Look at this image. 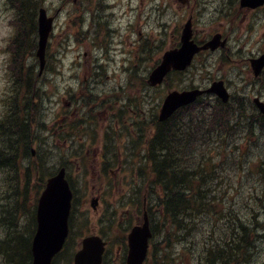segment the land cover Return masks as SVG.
Segmentation results:
<instances>
[{"label":"trees","instance_id":"16d2710c","mask_svg":"<svg viewBox=\"0 0 264 264\" xmlns=\"http://www.w3.org/2000/svg\"><path fill=\"white\" fill-rule=\"evenodd\" d=\"M41 1L8 0L15 13L11 20L15 31L11 40L15 80L13 94L8 100L10 112L5 114L4 123L0 126V166L14 170L17 169L19 155L28 157L33 142L38 140L36 137L43 128L47 88L42 84L40 90L36 89L42 79L39 78L35 58L37 14ZM176 77L179 78L180 74ZM143 85H146L145 81ZM237 100L234 98L229 105L208 100L203 105L180 111L168 121L160 122L153 115L146 125H139L143 133L148 127H154L153 134L147 136L148 151L144 158L149 161V169H145L143 178L152 187V197L155 196L157 210H150L152 222L156 223V226L153 225L155 231L163 232L169 241L178 238L181 243L190 244L188 250L192 251L193 240L202 232L200 225H209L214 233L210 235L211 243L203 241L202 253L206 256L202 262L206 264H253L259 257L248 254L250 245L256 243L258 246L264 242V235L257 233L259 228L264 227L261 220L264 217V191L260 195L263 200L258 205L250 204L246 197L242 205L245 208L240 212L234 204H225L223 198L217 200L221 182L211 157L207 156L210 149L218 155L228 153L232 149L219 142L246 135L248 140L256 138L264 159V121L252 109L245 117V111L238 114L237 106L248 109L243 103L237 105ZM29 125L32 137L28 127H25ZM34 131L37 132L35 135ZM232 132L233 136L228 138ZM241 166L247 175L254 177L257 167L253 162L245 160ZM27 172L30 170L27 169ZM260 178L264 184V162L260 166ZM255 223H260L261 227ZM1 226L6 225L2 223ZM23 229L26 237L0 241V252L8 264L30 263L29 237L33 223L24 225ZM228 238L231 241H226ZM210 244L212 250H205ZM10 251L17 252L21 257L11 259Z\"/></svg>","mask_w":264,"mask_h":264},{"label":"rangeland","instance_id":"374dc122","mask_svg":"<svg viewBox=\"0 0 264 264\" xmlns=\"http://www.w3.org/2000/svg\"><path fill=\"white\" fill-rule=\"evenodd\" d=\"M51 1L54 2L56 0H47V3L49 4L51 3ZM59 1L60 0H58V2ZM86 1L88 2L89 0H86ZM168 1L172 3L169 7H167L166 0H93V3L101 7L105 4V2H107L108 5L112 4L113 13L109 12V14L113 16V19L115 20L114 25H116L117 27H124L126 23L132 21L135 24V27H134L135 31H134V37H133L134 39H136L139 33L143 31L142 33L145 35V37L142 40L144 39L148 40L149 44L150 43L153 44V51L150 53L151 56H150L149 63H148V68L151 69L154 67L153 63H156L160 59L162 53L164 51L169 50L172 47L173 42L176 40L177 34L181 32V29L184 26L186 19L188 18V17L186 18L184 17L188 15L189 13H193V12L195 13L196 11V5L194 4L193 0L192 1L181 0L182 2L181 1L177 2V0H168ZM231 1L232 0H229L228 3ZM203 2L204 4H207V0ZM163 3L165 4L164 8H162L163 11L159 12ZM74 5H79V2H74V0H69L68 6H74ZM218 5L219 7L223 6V2L218 1ZM130 9H132V12L130 11ZM72 12H74L75 14V18H74L75 21H73L71 24L73 26L78 27V21H79L78 20V7L77 6L73 7ZM102 12H99L98 15L100 16ZM207 16L208 15L205 12V14H203L201 17H196L195 30L198 32L197 39L203 38V36H201V33H203V30L200 27L199 23L200 21L206 20ZM10 18H11V14L0 3V115L4 111V106H5L1 94L5 95L8 89L7 78H8L9 60H8L7 54L11 56L10 50L8 48V45H9L8 40L11 36ZM62 21H63V18L60 19V22ZM164 24H166L165 26L167 27L166 32L164 31V28L162 27L164 26ZM72 28L74 29V27ZM65 29H68V26H65ZM206 33L208 34L209 32H206ZM256 40L260 41L261 39L259 36H257V33H254L252 35V39L249 41L248 47L245 49L246 53H249V52L254 53V51L258 53L264 49V47L256 44ZM141 45H143V43H141ZM161 49L163 50L160 53ZM200 58L201 56L199 57L196 63L197 68L194 67L192 69L194 70L193 72L196 74L195 75L196 78L193 80L190 77L191 75L185 76L184 82L181 84L182 86H188L191 84L193 85L206 84L209 79L208 74L212 75L214 73H222L220 74V76H222L225 79H229V80L232 79V75L233 77L237 76V73L233 72L232 74H230L229 72L226 71L229 66H226L224 70L222 71L219 65L213 64L217 60L216 57L209 59L208 61L200 59ZM205 67H208L207 68L208 70L204 71L205 73H207L204 77V72L202 75L200 74H201V69H204ZM197 69L198 71H195ZM190 74L193 75V73H190ZM170 83L172 85L171 89L176 88V84H177L176 80L173 79ZM63 85H65V83H60L54 89L55 90L57 89L60 92H63V88H64ZM243 85H244L243 83H238V82L235 83V87L232 88V91L235 92L239 88H243ZM168 90H169L168 86L165 89L161 88L159 91V94L161 95V97L157 96V98L159 97L158 99L156 98L157 101L151 100V97H150V96L154 97L155 93L149 94V101L147 104L144 105V107L147 109L145 111H146V116L148 120L152 118L151 115L154 113L155 109L160 108L159 105L161 102L159 101L160 99L163 100L164 96H166V94L169 92ZM52 101L55 102V105L53 106L56 107L58 103V97L56 96V94L54 95V98ZM140 108L142 109L143 107H140ZM50 111H51V107L48 108V112ZM118 113H120V110H118ZM66 120H67V117L60 110L55 111L54 114H51L48 120V123H47L48 130L50 131V133L53 134L54 136H58L59 129H60V125L58 124V122H61V121L65 122ZM121 131L123 132V138L126 141V142L121 143V147L124 149V147L129 146L131 153H133V155L136 156L135 158L136 164L138 166L141 165V163L139 162L140 152L136 149V144L134 141L138 139V133L136 129L134 130L133 129L132 130L131 129L129 130L121 129ZM100 134L101 133L98 132V135ZM92 135L93 133L91 131L87 132L86 137L88 139L87 141L88 143H90ZM78 138H79L78 134L71 137V139H78ZM56 142H57L58 147H60L62 151L65 152L68 148L70 152V145L68 142H66V144L63 146H62V141H60L58 138H56ZM79 148L83 152L87 151L86 155L90 154L93 156V158L85 160L84 162L85 174L84 173L81 174L80 169L82 165L80 163V160L76 156H73L74 162L72 163L73 168H72L71 175L73 179L75 180L77 187L81 189V190L79 189L78 191L79 200L77 204L79 205V211L77 210L75 211L74 223H80L82 221L83 212L88 213L92 220V223L90 224V226L92 227L88 229V232H89V231L95 230L94 225L99 223L101 219H103L104 217H106L107 219V215L109 213L107 205L113 204L114 211L118 213L119 209L117 208V205H121L125 201L129 202L127 197L128 196L131 197L132 195L131 192H129V189H131L132 187L131 183L134 178L127 176V178L122 180L121 175L119 174L118 175L119 177L118 188L116 190L115 187L111 186L112 185L111 176L105 175L102 172L99 166V161L95 158V156L98 155L100 145L98 146L92 145L86 148L79 145ZM247 157L248 156H246V158ZM250 157H248L249 160L255 159L257 161L256 155L255 156L250 155ZM215 161L216 163L222 162L224 164V167L222 168V171H221L223 172L222 173L223 176L227 177L230 173L236 176L235 178L236 182L234 185L235 187L233 186L230 187L232 189L230 190L231 193L238 190L239 194H243V196L244 195H247L248 197L251 196L250 195L251 192L249 189L251 182H249L245 178L244 173L240 174L241 170L239 171V166H240V163L242 162L241 153H238L236 158L229 157V155L223 158H219L217 156L215 158ZM147 162L149 163L148 160L146 162L144 161L143 163L146 165ZM50 166H52V164H50ZM128 171L129 169H127V173H129ZM0 177H3V176H0ZM233 181H234V178H233ZM3 188H4V182L0 180V191ZM95 194L98 195L100 198L99 206L96 212H94L91 207V199L94 197ZM242 200H243L242 197L241 198L236 197L234 201L235 203L234 207H236V210L239 212L242 211L244 208V207L242 208V205H243ZM252 200H253V197L249 201L252 202ZM258 202H259V197L258 198L255 197V201L254 203L252 202V204L257 205ZM124 222L128 223V221H124ZM116 225L117 224H115L111 228V230L108 231L110 234L109 237L111 238V241L113 242L112 251L110 255L113 259H115L116 257L117 246L119 245L120 240L122 241L124 240L123 229L119 228ZM205 226L207 230L203 228L202 226V232H199L196 235L197 239L204 240L205 238L209 237V231H210L209 225L205 224ZM262 235H264V232H262ZM216 239H220V238L217 237ZM228 239L226 241H231L230 238ZM257 248H258L257 250L259 252V256H261V262H263L264 261V242H261L257 246ZM194 255L198 257V254H194Z\"/></svg>","mask_w":264,"mask_h":264},{"label":"water","instance_id":"95a60500","mask_svg":"<svg viewBox=\"0 0 264 264\" xmlns=\"http://www.w3.org/2000/svg\"><path fill=\"white\" fill-rule=\"evenodd\" d=\"M42 16L45 17L44 12H42ZM40 23V51L38 52V55L43 59L47 36L51 29V20L47 21L43 18ZM189 37L190 30L188 29L184 37L185 40L183 48L181 50L171 51L165 54L162 64L151 76L150 83L152 85L161 83L167 73L172 69L182 70L191 63L193 54L197 51V48L192 46V49V47H190L191 45L187 42ZM215 46L216 45H214L213 48H215ZM257 67H260V65ZM218 92L221 93L220 91ZM197 94L198 92L183 94H179L178 92L171 93L165 101V105L161 113V119L167 118L181 104L193 100ZM70 200L71 192L68 184L62 180L61 176L53 179L48 191L44 194L41 200V209L38 216L40 231L34 245L36 257L35 264H49L52 254L60 247L66 233ZM136 231L139 235L137 236V240L135 239L132 245V253H137V255H139L138 257H140L142 249L145 248V239L149 235V229L146 225L141 231ZM47 234H49L48 237H46ZM90 241L91 240L85 242V250L79 255L77 264L83 255L84 256L82 258L87 260L86 255L88 250L91 248ZM48 245V251H46L45 255L42 256L44 247H48Z\"/></svg>","mask_w":264,"mask_h":264},{"label":"bare ground","instance_id":"6f19581e","mask_svg":"<svg viewBox=\"0 0 264 264\" xmlns=\"http://www.w3.org/2000/svg\"><path fill=\"white\" fill-rule=\"evenodd\" d=\"M228 1L229 0H223L222 1L223 2V6H220L221 9H228L230 7V4L232 3V1L229 2V3H228ZM68 2H69V0H61L57 4L56 7H51L50 9H51V11L52 10L56 11L58 8H61L62 7V10H61V13H62L64 11V9L68 6ZM162 27L164 28V31L166 32L167 27L165 25L162 26ZM37 29H38V23H37ZM85 36H86V32L83 31L82 37H85ZM141 43H143V46L149 45L148 40H145V39L142 40ZM65 48H66V45L63 44V43L58 46V49H59V51L61 53L64 52ZM263 51H264V49L261 50L258 53L256 51H254V54H261ZM39 78L42 79V77L40 75H39ZM42 84H43V79H42V81L41 80L39 81V83L37 84L38 87H36V89L40 90L41 87H42ZM100 84H99V86H100ZM93 88H96V86L93 87ZM110 91H112V86H111L110 82L108 81L106 83V88L105 89H95V90L91 89L90 92H89L90 93L89 97H90V99H95L98 96H100V97H106V96H108V93ZM243 91H244L243 95L240 96L239 99L237 100V105H239V104L241 105L243 103V105H246L247 106V109L248 110H243V108L241 106H237V110L239 111L238 114H240V115H241V111L242 112L245 111L244 112V117H245L246 116V113H249L250 110L252 109V104L250 103L251 102V99L249 97H247V95H245V93H248V88H243ZM54 95H55L54 92L46 91L45 92V98H44L45 99V103L51 104V105H55V102L52 101L53 98H54ZM57 105H58V103H57ZM111 107L118 108L120 110V112H122V113L124 111H126V108H124V106H123V104H122L121 101H116L114 103H111ZM76 110H77L76 105H73L70 109L64 110V115L67 116V117H69L72 113L76 112ZM80 115H81V117H82V119L84 121H86V122L88 121V117H86V115H84L82 113ZM3 123H4V120H0V126ZM25 127H28L27 129L29 131V136L32 137L31 136V133H30V131H31V125L25 126ZM245 128L247 130H250L249 127H247V126ZM90 131L93 133L92 138H91V142H92V144H95L97 142V140H98L97 133H95V131L93 129H90ZM146 131H147V133L150 134V133L154 132V127L153 126L152 127L150 126V127H148L146 129ZM33 133L35 135V133H37V132L34 131ZM232 136H233V132L229 135L228 138H230ZM251 136L252 135H250V137ZM245 137H246V135H238L235 140H226V141L223 140V141H221L219 143L220 144H223V146H225V147H228L227 149L231 148L232 150L237 151L239 149V147H240V144L239 143L243 142V140H244ZM36 138L38 140L39 139L46 140V139L49 138V135H45V133H42L39 136H37ZM104 145H105L106 149L109 152H112V150L114 148V144H113L112 141L105 142ZM86 152H83V151L80 150V151H78V154L83 157L86 154ZM214 153H215V151L210 149L208 155H211V154H214ZM69 155H70L69 153H66V154H58L57 158L59 159V161H64V160H66L68 158ZM28 158L31 159V160H33L36 163H39V164L42 163L43 165H46L47 168L52 173H55L56 172V169H57L56 166L53 165L52 163H50V160L52 158V153H51V150H50L49 145H45L44 147H41L38 150H31L30 154L28 155ZM95 158L98 160L99 159V156L96 155ZM50 164H52V166H50ZM105 164H106V167L107 168L112 169L113 165H112V162L110 160L106 161ZM128 172H129L128 175H131L133 171H132V169H129ZM117 179H119V177H117ZM259 200L262 201L263 200V197L260 196L259 197ZM76 210L79 211V205H76ZM5 220H6V217H2V221L5 222ZM14 223H5V225L8 226V227H12V226H14ZM255 225L257 227H259L260 226V223H255ZM263 230H264V227H263ZM250 249L251 250L248 251V254L249 255L252 254L255 257H259V260H257V262H254V263H256V264H264V261L261 262V256H259V252L257 250L258 248H257L256 243H251ZM19 257H21V256H19V254L17 252L14 253V252L10 251V258L11 259H18Z\"/></svg>","mask_w":264,"mask_h":264},{"label":"flooded vegetation","instance_id":"af4514ba","mask_svg":"<svg viewBox=\"0 0 264 264\" xmlns=\"http://www.w3.org/2000/svg\"><path fill=\"white\" fill-rule=\"evenodd\" d=\"M61 10H62V7L61 8H58L56 11L52 10L53 13L55 14H60L61 13ZM108 114V113H107ZM129 232V231H128ZM127 243L125 240L122 242V245L120 247V249H126V244ZM120 258V254H117L116 257H115V262L117 263V259ZM123 258L125 259L126 258V254L123 253Z\"/></svg>","mask_w":264,"mask_h":264}]
</instances>
